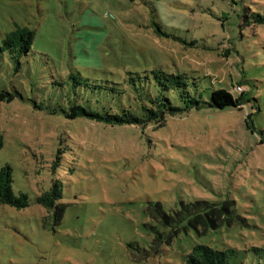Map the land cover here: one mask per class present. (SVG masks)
<instances>
[{
	"label": "rangeland",
	"instance_id": "obj_1",
	"mask_svg": "<svg viewBox=\"0 0 264 264\" xmlns=\"http://www.w3.org/2000/svg\"><path fill=\"white\" fill-rule=\"evenodd\" d=\"M257 15L264 0H0V168L28 198L0 205V264H186L196 245L225 250L226 264H264ZM16 26L34 35L18 57L2 43ZM161 73L183 92L160 90ZM220 87L251 99L204 104ZM164 95L179 110L146 125L63 112L69 100L136 109ZM197 201L226 202L230 223L190 225L182 214Z\"/></svg>",
	"mask_w": 264,
	"mask_h": 264
},
{
	"label": "trees",
	"instance_id": "obj_2",
	"mask_svg": "<svg viewBox=\"0 0 264 264\" xmlns=\"http://www.w3.org/2000/svg\"><path fill=\"white\" fill-rule=\"evenodd\" d=\"M129 1L133 2L135 0ZM256 21L263 23L264 17L257 15ZM33 37V31L29 28L16 26L13 31L5 35L2 39V43L5 49L14 51L18 57L30 50ZM154 77L160 90L173 88L178 90L179 88L182 90L181 93L183 92L182 86H185V84L180 80V77L164 73L160 75L155 74ZM84 81H86V79H84ZM237 84L241 87V83L238 82ZM112 90H115V87H113ZM119 94L122 95V91H119ZM241 94L234 95L223 87L212 89L209 93V99L204 101V104L218 109H225L227 107L238 108V106L245 102H249L251 99L249 97L247 99L243 98L244 92ZM2 95L3 93L0 92V98ZM199 95H201L200 92ZM191 102L196 105V109L199 108V100L192 98ZM148 104L150 106L147 107L143 104L139 106L137 103L136 109H131L130 106H128L129 108L125 107L122 103H118L117 108L103 107L102 109H90L78 105L77 103L72 104L69 100L67 101V110L65 109L63 112L68 119L80 118L103 126H125L126 124L146 125L150 121L159 122V119L164 117V111L174 112L179 110V108L171 105L169 97L165 95L161 99H149ZM253 107L254 106L251 108ZM139 108L142 110L141 116L136 115V110H139ZM187 108L188 106L185 107V109ZM247 117H249V114ZM11 182L10 168L8 166L0 168V205H10L17 208L27 206V196L23 193L14 195ZM55 197L56 194L50 191L40 198V202L44 206L50 208L54 204ZM194 205L197 210L188 212L185 215L182 214V216H185V219L190 225L195 227L201 225L203 233H206L210 228L213 229L223 225L225 222L230 223L227 217L228 214L231 213L226 209V202H224V204H214L206 201H197ZM200 207L202 210H198ZM226 260L227 252L225 250H218L207 245H196L187 256L186 264H226Z\"/></svg>",
	"mask_w": 264,
	"mask_h": 264
},
{
	"label": "built area",
	"instance_id": "obj_3",
	"mask_svg": "<svg viewBox=\"0 0 264 264\" xmlns=\"http://www.w3.org/2000/svg\"><path fill=\"white\" fill-rule=\"evenodd\" d=\"M238 89H239V90H241V88H240V87H238Z\"/></svg>",
	"mask_w": 264,
	"mask_h": 264
}]
</instances>
